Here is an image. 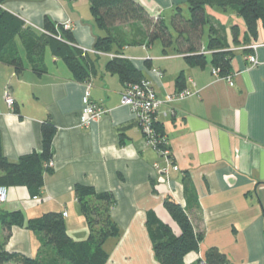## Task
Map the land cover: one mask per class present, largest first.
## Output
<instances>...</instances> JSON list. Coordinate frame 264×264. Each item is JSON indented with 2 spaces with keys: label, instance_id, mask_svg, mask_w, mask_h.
<instances>
[{
  "label": "crops",
  "instance_id": "obj_1",
  "mask_svg": "<svg viewBox=\"0 0 264 264\" xmlns=\"http://www.w3.org/2000/svg\"><path fill=\"white\" fill-rule=\"evenodd\" d=\"M134 1L151 17L163 20L174 36L173 45L164 48L159 40L147 43L143 26L131 23L120 28L125 43L113 47L111 54L119 51L115 55L140 71L162 100L178 92L179 76L184 79L188 96L157 113L170 161L178 170H171L166 181L160 172L164 158L144 145L134 115L120 105L125 84L107 71L109 55L93 52L96 38L104 33L95 26L89 0H0L4 9L37 30L44 28L45 18L54 25L68 23L74 45L87 50L95 62L94 72L82 81L49 52L40 74L26 61L18 74L10 64L0 62L4 157L17 162L40 152L42 124L47 121L55 128L41 195L32 198L25 187L3 188L0 213H20L24 225L11 226L5 240L7 232L0 223V246L10 253L40 258L44 264H67L57 260L56 251L26 224L44 213L57 212L68 235L85 240L89 230L74 193L81 185L108 192L115 201L111 217L120 234L104 243L105 264H159L146 227L147 214L153 212L174 234L180 233L163 206L165 198L184 208L194 228L202 232L197 249L185 256L183 264L201 260L264 264V46L250 49L264 45L261 24L253 39L234 8L205 7L210 22L203 28L201 48L206 49L212 26L214 35L233 54L227 76L233 85L229 86L227 80L212 75L210 59L202 68L190 67L177 54V36L170 23L178 12L189 18L187 0ZM252 55L258 61L255 66L247 61ZM87 84L92 100L106 112L89 128H80L78 114ZM5 92L14 99L12 109L5 103Z\"/></svg>",
  "mask_w": 264,
  "mask_h": 264
},
{
  "label": "trees",
  "instance_id": "obj_2",
  "mask_svg": "<svg viewBox=\"0 0 264 264\" xmlns=\"http://www.w3.org/2000/svg\"><path fill=\"white\" fill-rule=\"evenodd\" d=\"M95 26L104 35L97 37L93 49L99 53L111 54L113 47H122L125 40L121 34L122 26L139 23L144 28L147 43L159 40L164 48L173 45L174 36L168 30L163 20L151 17L134 0H89ZM189 18L176 13L171 19V29L177 36L176 51L190 67H204L208 59L212 68L219 70L222 77L231 72L233 54L226 50L218 36L214 35L212 26L206 50L209 54L200 52L204 26L210 22L205 13L206 6H216L221 9L232 7L242 18L247 34L257 38L259 23L264 31V0H187ZM45 33L25 24L18 16L3 8L0 2V62L10 64L18 74L24 68V61L32 70L40 74L44 69L46 52L60 59L70 69L74 78L82 81L89 78L95 70L93 62L86 53L74 45L70 30H64L60 25H54L48 18L44 20ZM236 35L235 28L232 29ZM115 54H120L115 51ZM107 71L119 76L123 84H138L144 80L140 71L134 69L123 58L115 57L106 65ZM177 91L185 87L184 79L178 77L175 81ZM161 136L163 131L158 123L155 125ZM42 147L40 152H32L23 156L17 162L8 161L1 147L0 137V189L10 187L27 188L32 198H38L43 188V174L49 171L52 159L51 141L55 128L50 122H44L41 128ZM75 198L81 214L88 226V237L85 240L72 239L65 227L62 214L47 212L40 217L27 221L26 227L34 233H39L43 242L56 251L57 260L67 264H105L108 254L103 248L104 243L113 237H118L120 229L111 217L115 205L112 194L97 193L93 188L76 186ZM163 206L180 233L174 234L171 227L160 221L153 212L146 216V227L153 245L155 259L159 264H183L184 258L197 249L202 238V232L194 228L186 210L171 198H165ZM0 223L7 232L11 226L24 225L20 213H0ZM14 262L18 264H44L40 258H28L18 253L7 252L0 246V264Z\"/></svg>",
  "mask_w": 264,
  "mask_h": 264
},
{
  "label": "built area",
  "instance_id": "obj_3",
  "mask_svg": "<svg viewBox=\"0 0 264 264\" xmlns=\"http://www.w3.org/2000/svg\"><path fill=\"white\" fill-rule=\"evenodd\" d=\"M64 30H69L70 25L65 23L61 25ZM41 32L45 33L43 29H39ZM77 47L76 45H73ZM264 46L263 44H255L250 47L252 50H257V48ZM82 52L87 53L88 51L79 48ZM95 54H104L97 51H93ZM202 54H209L205 48H201ZM110 59L115 57L123 58L121 55L108 54ZM247 61L251 66L258 64V61L254 55L247 57ZM158 77H160L159 72L153 71ZM212 75L216 78L225 79L228 82L227 77H222L219 70L212 68ZM229 86H232V82H228ZM123 92L120 97V105L127 107L136 119L141 134L143 136L144 145L154 150L159 156L164 158L165 165L160 169V172L168 181V175L171 170L177 171L178 167L172 165L169 158V151L166 147V141L164 136H161L155 125L157 123V113L164 106L167 107L173 104L175 101L182 100L188 96L186 90H181L173 95L167 96L166 99L162 100L158 97L156 92L151 87L150 83L147 81H141L138 84H125L123 87ZM5 103L8 108L12 109L14 107V99L5 92ZM105 110L96 104L91 97V85L87 84L85 86L82 98H81V108L78 114V126L80 128H89L94 122L99 120L104 114ZM50 165V163H49ZM5 199V190L0 189V203ZM198 264H207L203 260L199 261ZM232 264V263H225Z\"/></svg>",
  "mask_w": 264,
  "mask_h": 264
},
{
  "label": "rangeland",
  "instance_id": "obj_4",
  "mask_svg": "<svg viewBox=\"0 0 264 264\" xmlns=\"http://www.w3.org/2000/svg\"><path fill=\"white\" fill-rule=\"evenodd\" d=\"M187 8V6H185ZM185 13H187V11H185Z\"/></svg>",
  "mask_w": 264,
  "mask_h": 264
}]
</instances>
